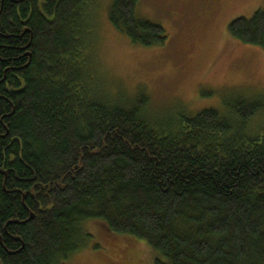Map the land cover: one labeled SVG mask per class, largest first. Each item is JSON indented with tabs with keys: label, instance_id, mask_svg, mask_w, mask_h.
<instances>
[{
	"label": "trees",
	"instance_id": "16d2710c",
	"mask_svg": "<svg viewBox=\"0 0 264 264\" xmlns=\"http://www.w3.org/2000/svg\"><path fill=\"white\" fill-rule=\"evenodd\" d=\"M88 1L0 0V264H64L91 219L144 240L153 264H264V132L246 128L262 101L172 126L142 115L146 94L96 95L79 60ZM137 2L111 0L110 23L163 44ZM227 30L264 49V8Z\"/></svg>",
	"mask_w": 264,
	"mask_h": 264
},
{
	"label": "rangeland",
	"instance_id": "374dc122",
	"mask_svg": "<svg viewBox=\"0 0 264 264\" xmlns=\"http://www.w3.org/2000/svg\"><path fill=\"white\" fill-rule=\"evenodd\" d=\"M110 1H88L79 58L96 95L130 105L146 94L142 115L172 126L179 115L205 108L223 113L237 97L260 100L263 106L246 128L264 132V49L227 30L234 18L264 8V0H138L136 15L161 24L168 36L149 47L131 43L110 23ZM83 226L92 238L64 264H153L155 251L144 240L115 233L101 220Z\"/></svg>",
	"mask_w": 264,
	"mask_h": 264
}]
</instances>
